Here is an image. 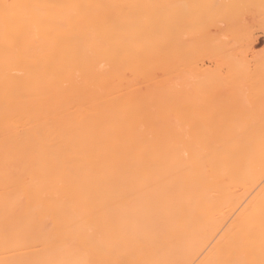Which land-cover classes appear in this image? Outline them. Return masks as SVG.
I'll use <instances>...</instances> for the list:
<instances>
[{
  "label": "bare ground",
  "instance_id": "obj_1",
  "mask_svg": "<svg viewBox=\"0 0 264 264\" xmlns=\"http://www.w3.org/2000/svg\"><path fill=\"white\" fill-rule=\"evenodd\" d=\"M171 1L0 0V264H264V129L173 130Z\"/></svg>",
  "mask_w": 264,
  "mask_h": 264
},
{
  "label": "rangeland",
  "instance_id": "obj_2",
  "mask_svg": "<svg viewBox=\"0 0 264 264\" xmlns=\"http://www.w3.org/2000/svg\"><path fill=\"white\" fill-rule=\"evenodd\" d=\"M210 1L212 0H203L202 3L199 0L171 1L172 16H168L171 18L168 20H171L169 36L172 40V51L168 52V56L170 55L172 60L169 58V61L171 60L169 62L168 57L165 59L169 62L168 67V63L163 59L161 61L165 62V65L160 59L158 60V57L154 61L162 63L161 71L166 69L165 66L170 69L165 72L166 74L170 72L168 73L170 78L167 77L169 83L166 81V84H171V87L168 86L172 88L171 92L173 91L171 97H174L168 104L171 106L170 122L173 130L180 128L177 130L181 134L185 132V128L190 132L191 128L195 130L193 127L197 130L205 128L206 125L212 128L223 126L224 129L232 128L235 131L238 129L237 132L239 129L240 131L245 129L246 135L251 137V134L253 138L255 136L253 131L264 129V0ZM205 2L206 5L211 3L212 6L209 4L208 8L205 7ZM214 2L217 4H213ZM222 2H224L223 6H221ZM217 5L220 7L218 11L221 9L219 12L216 10ZM204 10H207L206 12L211 10L213 15L211 12H203ZM201 12L205 14L202 15ZM163 22L159 23L160 26ZM160 26L159 29L163 27ZM215 39L218 42H215ZM213 42L215 43L212 44ZM223 42L227 44L224 45ZM160 57L162 58L163 54ZM158 63L156 65L160 67ZM187 66L192 68L188 69ZM155 67L158 69V66ZM156 68L154 72L158 75L157 78H166L165 73H161ZM166 79H163V82ZM182 90L186 92L183 93ZM182 93L185 95L180 102ZM177 105L181 109L178 107V110ZM247 128L253 129L247 131ZM189 135L191 136V133ZM195 135L192 133L193 137H191L194 138ZM184 137L187 139L188 135H183ZM255 180L254 177L247 181L248 187L244 182V186L248 188L246 190L248 195L244 193L246 188H243V183L239 185V194L246 195L247 199L251 197L260 187L259 185L264 183V177L259 178L258 184L256 183L254 187L252 183ZM248 191L252 192L249 194ZM234 211L231 212L232 215L227 214L231 215L228 223L238 210L235 208ZM220 232H223V227L222 230L219 229L218 234L215 233L216 236L213 235V240L220 237Z\"/></svg>",
  "mask_w": 264,
  "mask_h": 264
}]
</instances>
